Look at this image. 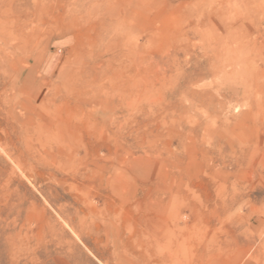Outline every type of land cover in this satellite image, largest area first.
I'll use <instances>...</instances> for the list:
<instances>
[{
    "label": "rangeland",
    "instance_id": "1",
    "mask_svg": "<svg viewBox=\"0 0 264 264\" xmlns=\"http://www.w3.org/2000/svg\"><path fill=\"white\" fill-rule=\"evenodd\" d=\"M0 264H264V0H0Z\"/></svg>",
    "mask_w": 264,
    "mask_h": 264
}]
</instances>
